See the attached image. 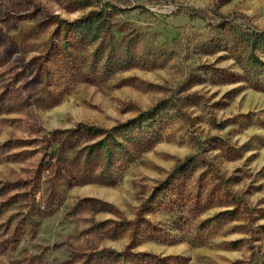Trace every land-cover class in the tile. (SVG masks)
I'll return each mask as SVG.
<instances>
[{
  "label": "rangeland",
  "instance_id": "obj_1",
  "mask_svg": "<svg viewBox=\"0 0 264 264\" xmlns=\"http://www.w3.org/2000/svg\"><path fill=\"white\" fill-rule=\"evenodd\" d=\"M229 29L264 0H0V264H264V80Z\"/></svg>",
  "mask_w": 264,
  "mask_h": 264
},
{
  "label": "trees",
  "instance_id": "obj_2",
  "mask_svg": "<svg viewBox=\"0 0 264 264\" xmlns=\"http://www.w3.org/2000/svg\"><path fill=\"white\" fill-rule=\"evenodd\" d=\"M193 18H202L203 15L192 11ZM205 18V17H204ZM232 31L234 40L240 38V51L243 53L246 61L248 62L249 70L251 72L249 78H251L256 84H260L264 80V72L260 71L264 68L262 59L258 56L259 52H264V29H241L240 32L237 29H229ZM233 38H230L232 41ZM261 65V66H260Z\"/></svg>",
  "mask_w": 264,
  "mask_h": 264
}]
</instances>
